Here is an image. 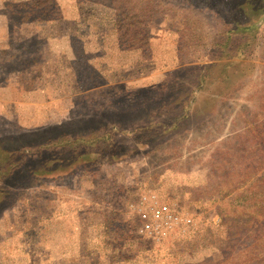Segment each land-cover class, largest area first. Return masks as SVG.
<instances>
[{
  "label": "rangeland",
  "instance_id": "1",
  "mask_svg": "<svg viewBox=\"0 0 264 264\" xmlns=\"http://www.w3.org/2000/svg\"><path fill=\"white\" fill-rule=\"evenodd\" d=\"M0 138V264H264V0H0Z\"/></svg>",
  "mask_w": 264,
  "mask_h": 264
},
{
  "label": "built area",
  "instance_id": "2",
  "mask_svg": "<svg viewBox=\"0 0 264 264\" xmlns=\"http://www.w3.org/2000/svg\"><path fill=\"white\" fill-rule=\"evenodd\" d=\"M140 206L139 215L143 222V230L158 241L166 239L175 232L181 223L168 205L160 204L153 196L145 197ZM182 222L188 226L192 220L186 218Z\"/></svg>",
  "mask_w": 264,
  "mask_h": 264
},
{
  "label": "trees",
  "instance_id": "3",
  "mask_svg": "<svg viewBox=\"0 0 264 264\" xmlns=\"http://www.w3.org/2000/svg\"><path fill=\"white\" fill-rule=\"evenodd\" d=\"M240 57H242V55H240ZM225 66H227L228 70L231 67L230 64H227ZM228 70H226V74L229 73ZM202 75H203L202 79H204V80H200V81L204 82L206 79V73L204 72ZM31 147L32 146H27L26 144H23L20 140H16L15 138H0V161H2V159L7 157L8 155H11L12 152L13 153L21 152L24 155H26V153L30 154V151L33 150ZM91 157L92 156H89V155L76 154L77 159H75V160L78 161V163L80 162V163H85V164H89V163L97 160V158H91ZM108 159L110 160V162L118 159L117 154H111L108 157ZM19 163H20V161H19ZM0 165H1L0 173L3 176H5V175L10 176L14 171L19 170V175H21V179L18 182V184L20 186L23 184L22 180H24L25 182H26V180H31V179L37 180L40 177V175L42 174L41 170L45 169L44 167L39 168V169L31 168V167L22 168L20 166V164H18L16 166H12L11 169L8 170V167L2 168L3 165L2 164H0ZM58 168L59 167H57L56 169H58ZM2 195H4L5 198H9V196L12 194L10 191H7V192H4ZM251 220H253V219H251ZM256 223H260V221L257 220Z\"/></svg>",
  "mask_w": 264,
  "mask_h": 264
}]
</instances>
